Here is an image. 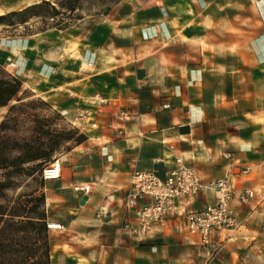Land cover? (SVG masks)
Returning <instances> with one entry per match:
<instances>
[{
    "label": "crops",
    "instance_id": "obj_1",
    "mask_svg": "<svg viewBox=\"0 0 264 264\" xmlns=\"http://www.w3.org/2000/svg\"><path fill=\"white\" fill-rule=\"evenodd\" d=\"M42 1L0 0V16ZM128 5L76 30L0 26V65L88 137L56 153L62 177L45 182L48 224L61 226L49 231L51 264H264V0ZM177 158L207 184L232 185L239 225L208 246L186 213L214 205L212 189L132 233V176L163 179ZM87 185L83 202L76 188Z\"/></svg>",
    "mask_w": 264,
    "mask_h": 264
},
{
    "label": "trees",
    "instance_id": "obj_2",
    "mask_svg": "<svg viewBox=\"0 0 264 264\" xmlns=\"http://www.w3.org/2000/svg\"><path fill=\"white\" fill-rule=\"evenodd\" d=\"M48 7L52 13L42 12ZM72 10V8H69ZM58 10L50 3H39L24 10L0 16L1 24L9 27L25 25L34 17L54 18ZM23 83L0 65V111L10 107V115L31 106L25 102ZM14 103V104H13ZM34 124L29 136L15 139L9 137L8 117L0 125V264H51V244L48 236V220L45 210L46 194L38 196L22 194L10 198L16 180L24 177L39 183L45 189L43 169L56 153L66 145H80L88 137L79 129H64L58 122L62 115L55 111L54 117L31 115ZM69 150V149H65Z\"/></svg>",
    "mask_w": 264,
    "mask_h": 264
},
{
    "label": "built area",
    "instance_id": "obj_3",
    "mask_svg": "<svg viewBox=\"0 0 264 264\" xmlns=\"http://www.w3.org/2000/svg\"><path fill=\"white\" fill-rule=\"evenodd\" d=\"M62 165L59 159L43 169L44 181H54L62 177ZM131 187L124 199L127 210H136L137 227L132 233L147 235L155 223L165 224L171 215L180 216V204H186L198 196L202 191L212 189L216 193L217 201L214 205L206 207L202 212L186 213L187 231L192 235H199L202 246H208L213 233L235 229L239 225L238 218L231 208L232 185L227 178L212 183H205L197 169L187 166L182 159L175 160V168L169 170L162 179L155 173L136 171L131 179ZM77 191L87 197L91 186H79ZM253 196L246 191L242 195L244 202ZM151 200L150 204L137 208L140 201ZM49 229L56 228L48 224Z\"/></svg>",
    "mask_w": 264,
    "mask_h": 264
},
{
    "label": "rangeland",
    "instance_id": "obj_4",
    "mask_svg": "<svg viewBox=\"0 0 264 264\" xmlns=\"http://www.w3.org/2000/svg\"><path fill=\"white\" fill-rule=\"evenodd\" d=\"M43 2L50 3L55 6L58 10V15L54 18L49 17L46 19L42 17H34L32 20H30V22H28L29 26H26L22 30V32L26 35H32L34 32L39 31L47 32L52 29L64 30L66 27H71L72 29L76 30L77 27L82 25V20L93 21L96 20L98 16L106 17L116 10H121L123 12L128 11L129 8L128 0H46L40 3ZM69 8H72V10H69ZM42 12L52 13L51 9L48 7L43 8ZM86 25L88 26L87 23ZM9 31L12 32L13 30L9 29ZM20 96L28 97L25 102H30L31 106L22 108L20 111H16L11 115L10 107L3 108L0 111V125L4 119L8 117L7 123L9 130L7 135L15 139H20L21 137L30 135L34 126V124L30 122V120H32L31 115H39L40 117L51 119L54 117L55 112V110L47 101L39 97L33 98L31 92L28 90H24ZM58 124L60 127L67 130L78 129L70 122L68 123L65 121L64 118L61 122H58ZM73 145L75 144L70 143V146L66 145L64 149L70 150ZM54 159L60 158L56 154L50 163H52ZM50 163H48L47 166ZM61 165L63 166V163H61ZM14 188V190L8 192L9 197L13 199H17V197L21 196L22 194L38 196L42 191L45 193V189L42 190L39 187V183L37 181H33L32 179H27L24 177L16 180V186ZM50 230H55L48 228V236H50L51 244L52 240H54V234L56 235V233H58L56 231L58 230L55 231L56 233H49Z\"/></svg>",
    "mask_w": 264,
    "mask_h": 264
},
{
    "label": "water",
    "instance_id": "obj_5",
    "mask_svg": "<svg viewBox=\"0 0 264 264\" xmlns=\"http://www.w3.org/2000/svg\"><path fill=\"white\" fill-rule=\"evenodd\" d=\"M87 200H88V196L85 197V198L83 199V202H85V201H87Z\"/></svg>",
    "mask_w": 264,
    "mask_h": 264
},
{
    "label": "bare ground",
    "instance_id": "obj_6",
    "mask_svg": "<svg viewBox=\"0 0 264 264\" xmlns=\"http://www.w3.org/2000/svg\"><path fill=\"white\" fill-rule=\"evenodd\" d=\"M58 225H56V226H53V225H51V227H53V228H56Z\"/></svg>",
    "mask_w": 264,
    "mask_h": 264
}]
</instances>
